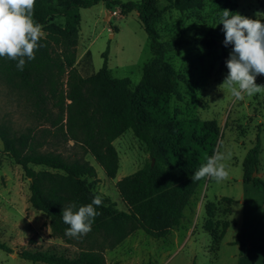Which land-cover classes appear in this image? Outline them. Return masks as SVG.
I'll return each mask as SVG.
<instances>
[{"label": "trees", "instance_id": "obj_1", "mask_svg": "<svg viewBox=\"0 0 264 264\" xmlns=\"http://www.w3.org/2000/svg\"><path fill=\"white\" fill-rule=\"evenodd\" d=\"M168 1L181 12L204 3V0ZM100 2L107 8L119 7L124 16L136 12L148 34L152 57L144 64L142 78L135 87H131L127 76L111 75L109 49L103 53V65L96 73L84 76L76 66L80 9ZM260 2L264 7V0ZM159 3L160 0H35L33 19L45 32L39 42L41 46L34 50L35 59L26 60L23 71H19L16 61L0 58V80L29 95L42 116H48L51 125L61 130L67 141L72 140L83 149L81 156L42 151L31 131L18 133L0 124L4 150L30 180L31 205L49 217L54 237L67 242L73 238L65 235L69 226L62 220L63 207L72 203L88 204L94 196H100L102 204L97 207L99 215L94 218L91 231L77 237L85 239L97 234L105 248L117 247L140 229L157 239L165 238L171 229L181 224L186 205L205 180L204 177L194 181L191 177L216 152L220 127L216 120L180 119L172 114L171 97L179 96L177 86L187 82L188 77L178 73L165 60V55L189 46H221L227 55L226 50H231L232 45L225 46L223 42L194 35L163 40L157 28L163 14ZM55 15L65 17L63 26L51 22ZM129 129L143 143L149 158L141 168L117 182L119 193L128 205V211H123L114 207L109 196L92 190L89 179L97 180V170L84 156L90 154L109 177L115 178L120 157L114 141ZM261 151L258 135L243 161V181L264 191V179L259 175ZM31 164L44 168L35 170ZM255 171L258 172L256 176L253 175ZM222 199L229 203L228 215L235 199ZM213 210L214 207L208 205L210 218L205 228L213 236L216 255L230 223L228 220L213 222ZM241 243L252 245L264 254V237L260 241ZM0 249L14 252L1 241ZM19 255L34 263H106L103 251L93 247L82 249L76 258L48 250H25Z\"/></svg>", "mask_w": 264, "mask_h": 264}, {"label": "rangeland", "instance_id": "obj_2", "mask_svg": "<svg viewBox=\"0 0 264 264\" xmlns=\"http://www.w3.org/2000/svg\"><path fill=\"white\" fill-rule=\"evenodd\" d=\"M260 1L204 0L200 7L181 12L171 7L168 0H160L163 14L157 28L163 40L194 35L222 43V24H216L222 10L228 9L255 19L258 12H264ZM80 14L76 66L81 74L88 76L96 73L103 65V53L109 49L111 75L117 78L127 76L131 87H135L142 78L144 64L152 57L149 37L139 22L138 14L132 12L127 16L121 15L119 7L107 8L103 2L80 9ZM261 19L264 22V17ZM65 21L63 15L52 16L51 20L60 26ZM230 51L227 49V55H224L221 46H189L165 55V60L178 73L188 77L187 82H180L177 86L179 96L171 97L172 114L180 119L198 117L217 121L220 137L216 152L224 155L221 162L226 165L228 173L220 181L206 176L193 203L191 199L192 212L183 220L187 227L182 237L187 234L189 226L194 233L184 248L178 250L179 245H174L169 235L165 237L167 239H157L141 229L115 248L103 247L102 238L97 234L85 239L73 237L71 242L54 237L49 217L31 205L30 180L23 168L4 150L0 139V241L14 250L8 253L0 249V264H46L22 258L19 253L25 250H48L76 258L82 249L90 247L103 251L105 264H236L238 246H226L224 241L248 240L264 233V191L243 182V161L258 135L262 145L260 171L264 179V91L235 100L229 90L220 86L228 72L225 61ZM255 82L264 85V75H257ZM47 117L42 116L29 95L0 80L1 125L18 133L31 131L36 142L41 144L42 151L62 152L65 156H74L76 153L81 156L83 149L74 145L72 140L67 141L62 131L53 127ZM114 145L120 157L116 177H109L101 165L87 154L84 158L97 170V180L90 178L89 182L94 192L109 196L116 209L128 211L117 182L141 168L148 161L149 154L131 129L118 137ZM30 167L35 170L44 168L32 164ZM222 197L235 199L228 215L229 203ZM197 205L200 206L199 211ZM208 205L214 207L213 222L228 220L230 223L217 252V259L212 247L213 236L205 228L210 218ZM220 253L221 258L218 260ZM231 255L235 256L231 258Z\"/></svg>", "mask_w": 264, "mask_h": 264}, {"label": "clouds", "instance_id": "obj_3", "mask_svg": "<svg viewBox=\"0 0 264 264\" xmlns=\"http://www.w3.org/2000/svg\"><path fill=\"white\" fill-rule=\"evenodd\" d=\"M35 0H0V58L16 61V68L23 71L27 61L35 59V51L43 37L42 27L33 19ZM257 18H250L228 9L222 10L218 22L222 24L224 45H232L225 61L228 72L220 86L230 91L235 100L245 95L264 91V85L257 84V75H264V12ZM224 155L214 152L206 163L193 173L191 179L198 181L211 177L216 181L227 177L226 165L221 161ZM102 204L100 196H94L91 203L70 204L62 209V220L69 227L68 237H77L91 231L94 218L99 215L97 207Z\"/></svg>", "mask_w": 264, "mask_h": 264}, {"label": "crops", "instance_id": "obj_4", "mask_svg": "<svg viewBox=\"0 0 264 264\" xmlns=\"http://www.w3.org/2000/svg\"><path fill=\"white\" fill-rule=\"evenodd\" d=\"M259 175L263 178V173L260 171V165H259ZM244 182V181H243ZM203 183V182H202ZM201 183V184H202ZM245 183V182H244ZM200 184V185H201ZM247 185L250 184L246 183ZM199 185V187H200ZM207 185V184H206ZM251 185V184H250ZM198 187V188H199ZM198 191V189H197ZM197 191L195 193V195L192 197V203L193 200H195V196L197 194ZM191 201L188 205H186V208L184 209V217L181 220V224L179 226H177L178 228H173L171 229V233H169L170 236V241H173L174 245H179L178 250H181L182 248H184L186 246V244L189 242L190 238L193 236L194 230L191 226H189L188 230H187V234L185 235V237H182V232H185V229L187 227L186 224H184L185 222H183V220L185 221L188 217L189 214H191L192 212V204ZM198 206V211L200 209V206ZM262 235H264V233H259L256 234L253 239H238V240H234V241H224V245H234V246H238V257L236 256V264H264V254L260 253L255 247H253L252 245H243L241 243V241H246L248 243L254 241V240H260L262 239ZM167 239V238H164ZM183 241V242H181ZM220 249V248H219ZM215 259H217L218 254H214ZM232 256L235 255H231ZM221 258V253L219 254V258L218 260Z\"/></svg>", "mask_w": 264, "mask_h": 264}, {"label": "water", "instance_id": "obj_5", "mask_svg": "<svg viewBox=\"0 0 264 264\" xmlns=\"http://www.w3.org/2000/svg\"><path fill=\"white\" fill-rule=\"evenodd\" d=\"M257 174H258V172H257V171H255L253 175H254V176H256Z\"/></svg>", "mask_w": 264, "mask_h": 264}]
</instances>
